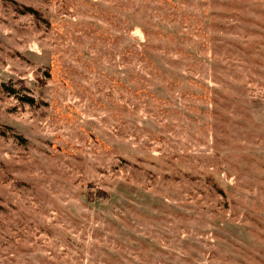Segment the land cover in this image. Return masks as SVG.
<instances>
[{
  "label": "rangeland",
  "instance_id": "1",
  "mask_svg": "<svg viewBox=\"0 0 264 264\" xmlns=\"http://www.w3.org/2000/svg\"><path fill=\"white\" fill-rule=\"evenodd\" d=\"M0 264H264V0H0Z\"/></svg>",
  "mask_w": 264,
  "mask_h": 264
},
{
  "label": "trees",
  "instance_id": "2",
  "mask_svg": "<svg viewBox=\"0 0 264 264\" xmlns=\"http://www.w3.org/2000/svg\"><path fill=\"white\" fill-rule=\"evenodd\" d=\"M30 10H33V9H30ZM6 88H7V89H10V90H12V91L14 90V89H12V87H9V85H6ZM27 100L32 101L33 99H29V98H28Z\"/></svg>",
  "mask_w": 264,
  "mask_h": 264
}]
</instances>
